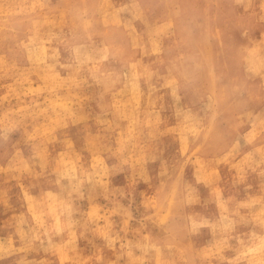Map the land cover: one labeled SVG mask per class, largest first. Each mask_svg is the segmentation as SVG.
I'll use <instances>...</instances> for the list:
<instances>
[{"label":"rangeland","instance_id":"obj_1","mask_svg":"<svg viewBox=\"0 0 264 264\" xmlns=\"http://www.w3.org/2000/svg\"><path fill=\"white\" fill-rule=\"evenodd\" d=\"M0 264H264V0H0Z\"/></svg>","mask_w":264,"mask_h":264},{"label":"bare ground","instance_id":"obj_2","mask_svg":"<svg viewBox=\"0 0 264 264\" xmlns=\"http://www.w3.org/2000/svg\"><path fill=\"white\" fill-rule=\"evenodd\" d=\"M171 1V0H170ZM254 2V1H253ZM172 3V2H171ZM246 5V4H245ZM254 15V14H253ZM216 27V26H215ZM218 27V26H217ZM220 28V26L218 27ZM218 30V29H217ZM216 31V30H215ZM217 32V31H216ZM219 32V31H218ZM224 32V31H223ZM222 33V31H221ZM216 35V34H215ZM214 35V36H215ZM222 35V34H221ZM220 35V37H221ZM225 35V33H224ZM223 35V36H224ZM228 35V33H227ZM226 35V36H227ZM216 37V36H215ZM229 37V36H228ZM224 40V38H222ZM221 39V40H222ZM227 39V38H226ZM233 40V39H232ZM209 49L210 51L212 52H215L218 54V58H211L209 57ZM243 50L242 54H239V52ZM120 51V50H119ZM202 51L206 57V64L207 66H210V65H217L219 66L220 68L224 69L222 66H224L226 64V67L227 65H229L231 68H234V75L237 77V78H240V76L242 77L243 73L242 71L238 68V64L240 63V58L239 56L242 57V70L244 72L247 71V68L249 66V61H252L253 62V57H254V54L256 52V48L254 47L253 43L251 42H248L247 45L246 43H240L238 41V39L236 37H234V42H228V41H225L224 43H220V39L218 41V43H215V45L212 44V47H207V45L203 44L202 46ZM113 52V51H111ZM134 57V56H133ZM136 57V56H135ZM259 60V59H258ZM257 65V64H256ZM228 66V67H229ZM257 68V67H256ZM255 68V69H256ZM137 71V70H136ZM121 78V76L119 74H115L113 77H110V79H106V84L108 87H112V86H115V82L119 81ZM127 82V81H125ZM125 82H122L120 81L118 85H116V87L122 85L125 83ZM222 82V81H221ZM224 83V82H223ZM191 84V83H190ZM126 85V84H124ZM132 86H133V83H132ZM252 86V85H251ZM135 87V86H133ZM249 87V86H248ZM116 90V89H115ZM3 244V242H2ZM13 248V247H12ZM5 252V250H4Z\"/></svg>","mask_w":264,"mask_h":264}]
</instances>
